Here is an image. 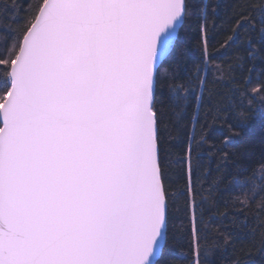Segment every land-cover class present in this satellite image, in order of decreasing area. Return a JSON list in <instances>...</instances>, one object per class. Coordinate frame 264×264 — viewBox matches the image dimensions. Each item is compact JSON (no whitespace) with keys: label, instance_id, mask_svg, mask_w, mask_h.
I'll return each instance as SVG.
<instances>
[{"label":"snow or ice","instance_id":"snow-or-ice-1","mask_svg":"<svg viewBox=\"0 0 264 264\" xmlns=\"http://www.w3.org/2000/svg\"><path fill=\"white\" fill-rule=\"evenodd\" d=\"M219 7L0 0V264H257L264 167L238 192L229 177L264 166V0H237L214 40ZM165 91L193 125L179 229Z\"/></svg>","mask_w":264,"mask_h":264},{"label":"trees","instance_id":"trees-1","mask_svg":"<svg viewBox=\"0 0 264 264\" xmlns=\"http://www.w3.org/2000/svg\"><path fill=\"white\" fill-rule=\"evenodd\" d=\"M214 3H218L220 5L218 10V15L214 17H210L208 20V27L212 30V34L215 39L221 38L222 31L228 26V21L231 16V6L237 2V0H213ZM259 2V0H257ZM191 35L193 37L192 43L195 44V36H196V28L195 22H193ZM218 49H213V52L216 53ZM195 55V53H193ZM225 60H217L216 63L223 64L226 62ZM180 81H177V86H179ZM167 92L162 94V99L164 102V106L168 109L166 115V125L168 126L164 132V140H165V159L167 161V170H168V183L170 185L171 194L174 197V201L176 204V208H174V218H175V227L179 229L181 227V222L183 219L182 212L180 208L183 205L184 196L182 195L185 191V185L189 182V177L186 174L187 165L185 163L186 160V148L188 144V138L193 131V125L190 122V118L188 115L177 119L174 114V111L171 107H169L167 100ZM191 109H189V113ZM204 163L207 166V171L211 173L208 179L215 177L216 166H217V157L213 152L204 150L200 153ZM264 167L260 164H256L253 170V173H246L243 169L234 170L233 175L229 177L230 181L234 186V191H239V186L245 184L246 182L251 184H257L261 180V168ZM206 184V181H205ZM248 236L245 240L246 244H250L251 242H255L257 244V248L259 246V227L255 220L254 215L249 216L248 221ZM257 248L253 249L255 254V260L257 264H259V260L262 254L257 250Z\"/></svg>","mask_w":264,"mask_h":264}]
</instances>
